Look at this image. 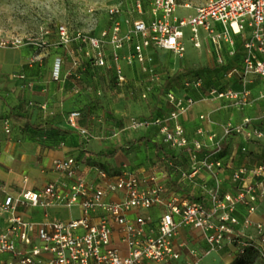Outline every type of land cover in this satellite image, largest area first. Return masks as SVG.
Here are the masks:
<instances>
[{"label":"built area","instance_id":"obj_1","mask_svg":"<svg viewBox=\"0 0 264 264\" xmlns=\"http://www.w3.org/2000/svg\"><path fill=\"white\" fill-rule=\"evenodd\" d=\"M179 7L177 0H134L128 11L121 6L109 8L108 27L99 36L82 32L74 35L66 25L59 26L58 35L65 47L77 41L82 48H88L85 55L92 64L113 70L120 85L128 82L123 63L138 66L148 77V84L142 90L145 98L156 87H162L160 72L153 66L154 59L147 50L155 47L183 58L187 50L185 28L190 30V40L196 48L202 46V30L218 46L225 41L234 48V37L244 36L242 77L254 75L264 81V0H209L184 17L177 15ZM214 24H221L225 30L216 31ZM31 44L18 37H0L3 50ZM126 48L128 51L124 53ZM236 52L233 49L231 55ZM60 63V60L56 63L54 80H59ZM219 64H224L222 59ZM202 85V78L186 83L191 89H200ZM162 98L172 108L167 120L138 118L132 121V127H158L164 144L188 154L190 178L206 171L220 182V172L226 168L219 155L228 138L264 140V129L250 117H244L237 125H224L221 142L214 134L206 136L202 126L190 137L180 118L196 101L172 90L164 91ZM203 100L227 101L243 109L250 102V91L246 87L242 90L218 87L210 89ZM69 122L79 130L72 117ZM5 125L7 133L10 132L8 120ZM79 131L88 141L86 130ZM83 165L74 157L56 160L53 163V171L59 176L56 181L40 191H32L25 188L29 178L24 177L23 190L0 201L1 264H170L184 257L186 264H203L205 258L233 243L243 253L249 244L240 240L242 234L235 229L239 223L238 207L253 215L264 200V160L235 169L231 177L232 192L216 188L201 200L171 190L162 173L108 171L94 164L84 170ZM20 207L40 208L44 211L43 218H26L18 213ZM54 209L71 214L66 218L52 217L50 212ZM74 209L79 211L77 218L72 214ZM182 228L199 231L208 249L200 253L185 242L177 243Z\"/></svg>","mask_w":264,"mask_h":264},{"label":"rangeland","instance_id":"obj_2","mask_svg":"<svg viewBox=\"0 0 264 264\" xmlns=\"http://www.w3.org/2000/svg\"><path fill=\"white\" fill-rule=\"evenodd\" d=\"M177 1L180 6L189 5L195 9L205 5L209 0ZM133 2L134 0H0V37L22 38L26 42H32L31 47L36 52L52 56L56 63L60 59L70 63L71 50L76 48L78 42L74 41L68 47L63 46L58 35L59 26H68L74 35L82 32L99 36L108 27L109 8L121 6L124 11H128L133 7ZM220 29L224 31L225 27L221 25ZM184 31L188 52L178 63L173 64L171 59L166 58L172 63V72L175 70V73L171 78L166 72L165 78L161 72L160 76L162 84L166 82V78L170 80L167 87L165 86L167 90L180 95L189 94L199 109L204 102L205 94L210 89L221 86L223 79L228 77L226 72L216 67L211 68L214 61L208 52L212 48L205 44L200 50L196 49L190 41V30ZM103 73L105 72H97V81L92 80L91 74H87L88 85L79 95L81 105L76 112L68 115V118H73L79 130H86L88 136L86 144L90 153L102 157V153L117 152L116 161L129 167L127 170L165 174V182L171 190H179L188 196L200 197L216 188L221 192L230 191L227 180L219 182L209 175L190 178L188 173L191 160L188 154L164 144L159 129L154 127L133 129L134 119H150L152 116L168 119L171 106L165 104L157 113L155 112L160 87L145 98L142 95V84L133 70H126L128 82L122 85L110 78L106 79ZM196 78L203 79L202 87L199 90L187 88V81ZM242 78V83L237 79L228 84H234V87L238 88L246 83L245 85L254 91L255 99L252 100L251 114L256 123L263 122L264 86L260 80L251 76ZM74 113L79 115L74 116ZM198 113L201 114L199 111ZM227 118L228 116H224L220 119L221 124L225 123ZM192 121L188 116L185 123L187 125ZM217 140L220 142L223 140V126ZM250 143L251 141L240 137L231 139L222 147L221 153H224L227 160L234 157L233 165L257 163L264 158V144L259 143L258 149L254 150L248 149ZM157 145L162 149L159 150ZM238 211L239 214L236 216L239 222L236 226L238 233L244 238H249L258 250L238 255L233 245L225 246L214 255L205 258L203 264H264V201L258 205L253 215L242 206L238 207ZM70 214V211H65L64 217ZM72 214L75 218L79 217L77 209H74ZM248 220L250 223H247ZM207 249L198 250L204 253Z\"/></svg>","mask_w":264,"mask_h":264},{"label":"crops","instance_id":"obj_3","mask_svg":"<svg viewBox=\"0 0 264 264\" xmlns=\"http://www.w3.org/2000/svg\"><path fill=\"white\" fill-rule=\"evenodd\" d=\"M195 9H192L189 5L180 6L177 15L180 17L189 16L195 12ZM213 26L216 31L223 32L220 29L221 24H214ZM123 30L125 31L126 28L124 27ZM184 34L186 37L185 31ZM200 35L202 45L206 44L212 48L208 52L214 61L211 68L216 67L227 74L228 78L223 79L222 85L219 87H231L234 90H242L246 87L250 91V102L243 109L237 108L227 101H204L199 109L196 103L189 112L180 118V122L186 128L190 137H194L196 130L201 126L204 128L206 136L210 134L217 136L222 132V126L228 123L237 125L242 122L244 117H254L251 114L252 100L255 99L254 91L245 84L241 87L238 86V88L234 87V84H228V82L237 79L241 83L243 82L241 74L244 53L242 42L245 37L235 36L236 45L233 48L225 41L220 46L214 44L211 35L204 30L201 31ZM201 48L196 49L200 50ZM233 49L237 51L234 56L231 55ZM86 50L88 48H82L78 42L76 48L71 50L70 63L66 62L65 59H60L59 80H54L53 72L56 61L52 56L36 52L31 45L17 49H0V201H4L9 196H17L24 188V177L29 178L25 188L32 191H40L49 183L56 181L59 176L53 171V163L59 159L74 157L81 160L84 164L82 167L84 170H87L89 164L103 166L108 171L129 168L116 161L117 154L114 158L108 159L90 153L84 136L69 123L68 115L76 112L81 105L79 95L84 91V87L88 85V73L91 74L92 80L97 81V72L103 71L106 79L110 78L113 82L116 81L115 72L111 69L94 66L85 55ZM110 50L111 48H109V54ZM123 51L124 53L127 52L128 48ZM147 54L153 57V66L158 72L162 73L163 77L167 74L171 78L175 73V70L172 72V63H178L182 59L171 52L155 47L147 50ZM166 58L171 59L173 62L171 63ZM220 59L223 60V65L219 64ZM76 61H78V65H75ZM123 67L125 73L127 69L133 70L135 74L137 73L136 78L142 84L141 88L143 90L144 86L148 84L147 75L138 66L131 67L123 63ZM230 72H233V74L229 75ZM126 76L128 77L127 73ZM249 76L260 80L264 86L263 80L254 75ZM163 83L157 97L159 102L156 104L157 108L155 107L156 113L165 104L170 106L162 98L168 85L167 81ZM156 88L159 89V87ZM188 116L193 121L186 125L185 122ZM201 116H205V119H201ZM224 116H228L227 121L221 124L220 119H223ZM6 120L9 121L10 132L8 133L5 125ZM256 125L264 129V121L257 122ZM154 128L158 129V127ZM237 137L251 141L242 136H233L228 138L227 141L229 142ZM259 143L264 144V140L251 141L248 149H258L257 145L259 146ZM233 159L234 157L228 160L230 161L229 168L220 172L221 180L226 181L232 171L240 166L233 165ZM207 175L211 176L206 171L200 174V176ZM18 213L33 220H41L44 215L42 209L29 207H20ZM50 215L57 218H66L64 217L65 211L60 209L51 210ZM1 220L2 218H0V223ZM176 241L177 243L185 242L188 246L201 250L208 248L207 241L201 236L200 232L190 228H182ZM181 263L186 264L185 257L170 264Z\"/></svg>","mask_w":264,"mask_h":264},{"label":"trees","instance_id":"obj_4","mask_svg":"<svg viewBox=\"0 0 264 264\" xmlns=\"http://www.w3.org/2000/svg\"><path fill=\"white\" fill-rule=\"evenodd\" d=\"M147 2H144V7H147ZM168 83H169V79H165ZM154 118V117H153ZM227 140L223 143V146H225L226 144H227ZM157 147H158V149L159 150H161L162 148H161V146H159V145H157ZM244 150V149H243ZM246 150V149H245ZM182 151V150H181ZM185 152V151H184ZM186 153V152H185ZM117 154V152H113V153H110V154H106V153H102L101 154V156L102 157H106V158H108V159H112V158H114L115 157V155ZM166 155H168L167 153H165ZM219 157L223 160V162H224V165H225V168L226 169H228L229 168V163H230V161H228L227 160V158H225V155H224V153L222 154H220L219 155ZM262 160H264V158H261L260 159V161H262ZM259 161V162H260ZM241 166H247V165H240L239 167H241ZM238 167V168H239ZM237 169V168H236ZM234 171V170H233ZM233 171H232V173H233ZM232 173H231V175H230V177L227 179V182H228V184L230 185V191L229 192H232L233 190H234V186H233V184L231 183V177H232ZM176 190V189H175ZM222 192H227V191H222ZM186 195V194H185ZM186 196H188V195H186ZM205 195H202V196H200V197H197V196H189V197H191V198H194L195 200H201V198H203ZM237 214H239V211H237V213H236V216H237ZM235 229H236V227H235ZM238 229H236V231H237ZM238 232V231H237ZM240 240L242 241V242H245V243H247V244H249L248 246H246V247H244V251H243V253L242 254H240L239 253V250H238V248H239V246H237V243H233V246H234V248L236 249V252H237V254L238 255H246L247 253H249V252H254V251H257L258 250V247L252 242V241H250L249 240V238H244V236H240Z\"/></svg>","mask_w":264,"mask_h":264}]
</instances>
